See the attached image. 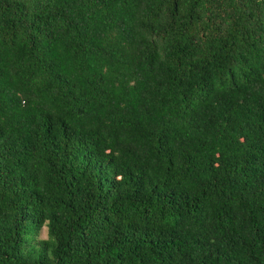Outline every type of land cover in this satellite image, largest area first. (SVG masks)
<instances>
[{
    "label": "trees",
    "instance_id": "16d2710c",
    "mask_svg": "<svg viewBox=\"0 0 264 264\" xmlns=\"http://www.w3.org/2000/svg\"><path fill=\"white\" fill-rule=\"evenodd\" d=\"M0 264H264V0H0Z\"/></svg>",
    "mask_w": 264,
    "mask_h": 264
},
{
    "label": "rangeland",
    "instance_id": "374dc122",
    "mask_svg": "<svg viewBox=\"0 0 264 264\" xmlns=\"http://www.w3.org/2000/svg\"><path fill=\"white\" fill-rule=\"evenodd\" d=\"M39 237L40 238H46V227L42 228Z\"/></svg>",
    "mask_w": 264,
    "mask_h": 264
}]
</instances>
